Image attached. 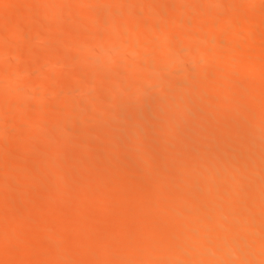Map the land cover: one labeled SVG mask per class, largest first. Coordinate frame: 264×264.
<instances>
[{
  "label": "bare ground",
  "instance_id": "bare-ground-1",
  "mask_svg": "<svg viewBox=\"0 0 264 264\" xmlns=\"http://www.w3.org/2000/svg\"><path fill=\"white\" fill-rule=\"evenodd\" d=\"M14 1L15 0H13V2ZM25 1L23 0V2L27 4V1ZM40 1L39 3L41 4V9L43 10V12L45 11V14H42V11L40 10L39 11L41 14L37 12V8L39 9L38 5H40L39 3L35 6H38L37 8L30 5V7H34V10L29 9L28 5L26 7L23 6L25 7V10H22L21 5L16 9L17 11L14 10L16 13L19 12L18 14H15V12L11 10L8 14H14H10V17L5 15L6 19L3 16L5 20L2 18V15H4L5 13L0 10L1 13H3H0V46L2 45L3 47L5 45L4 43L7 42V40H14L15 43L20 42V45L21 42L22 44H27L26 38L28 39L29 36L30 38L34 36L35 38H37L35 40H40L38 43H44V41L47 39L52 38L56 40L57 38H59V35L62 36L61 33L63 32L64 39L62 40H64L66 44L63 41L62 42L64 43L65 47H68V50L63 47V43H59L60 46L65 48H62L61 51L59 50V53L61 52V55L59 54L58 56L57 54V56L54 55L55 57L52 56V58H49L47 56L49 59L47 61H49L48 63L50 64L49 66V64L47 63L48 67L53 66L57 69L54 68L53 70L52 67L48 68L47 70L50 72L56 71L55 73H57V70H61L58 69V67H66L68 69V72L70 71L68 76L73 75V78L71 77L72 79H63L64 77L62 78L60 76L58 79L59 75L56 76L53 73V77L50 76V78L42 76L40 73H43L46 70L44 66L46 65L45 62L47 58L45 59V61L39 62L41 65H43L42 67L40 66V64L35 63L38 60L36 61L37 58L34 59V54L32 52L39 49V54L40 50H42V46L39 47L38 44L36 45L37 41H34V43L30 38L27 41L28 45H26V48H28L26 50L27 52L25 51L24 53L23 48L20 50L21 52L19 51L21 47L25 46H17L13 48L15 51H10L11 53L8 55L10 56V58L5 54V57L7 56V58H9V63L7 62L6 66H4L5 63L0 66V87L4 86L3 88H0V125L5 123L2 125L4 127V125H6L7 123L8 124L6 127H4L5 132L2 131L4 130V128L0 126V128H3L1 130L2 136L4 135V133H6L7 135H16L18 139V137L21 135L18 136L17 134L23 133L22 130L19 133L20 129L22 128V126L20 125H22L23 122L21 121L22 124H19L21 123L19 122L20 119L18 121L16 120V115L19 114V110H22V113L21 111L20 113L25 116L29 114H35L34 116H36L37 118L35 122L25 125V132L34 130L36 132L38 131V129L39 131L43 130L45 132V130L47 129L46 132H48V130H51L50 134L52 135L51 138H49V140H47L45 143L43 141H45L46 137H50V135H48L49 133L47 134V136H45L44 140L42 138L43 146L38 158L35 157L36 162L34 160L31 171L32 173H25L27 175L19 174L21 175L19 179H17L19 177L17 175L15 179H17V181H19L20 183L15 182L16 180L11 178H6V181L4 179H0V248H2L1 244L3 245V243L6 242L9 243V241L10 243H12L15 241V238L18 237V235L14 237L15 234L12 231L13 227L19 228L20 230L18 232H21L20 234H24L25 236L26 232H22L25 230L27 231L29 229L27 225L30 224L27 222L25 223V221L20 218L24 221L23 223L22 221L20 222L26 225V227L20 226L15 222L12 223L13 220H10L11 225L13 226L12 228H10L11 226L8 224L9 222L7 221V219V222L4 220V218H7L10 212L6 214V217H4L5 213H7V211L9 210H12L11 207L14 205L22 207L20 208L22 209V213L23 209H25L26 213H31L32 211L36 210L35 207L33 208L34 205H32V203H29L28 200V198H31V196H37V198L39 196V194L37 195L35 193V188L37 187H35L36 185H34L33 187V180L38 176L43 178L45 175L48 176L51 170L54 173L58 172L61 176L57 174V176H54L53 174L52 176L51 174H49V176L51 177H56L55 179L52 178L53 180H51L50 184L48 183L50 185L49 187L47 186L49 190H47V188L44 189L45 193L50 192V194L48 196L47 193V198L44 200L42 196H44L45 193L44 195L41 194L42 200H40V202H37L38 204H40L39 207L41 208V210L42 207L44 209V206H46L47 209L46 212L42 211V215L40 217L38 216L39 218L34 216V225H36L35 221H38L35 218H41L40 223H42V227L40 226V228H43L42 231L39 232L40 228H38L37 230V227L40 224L37 225L36 229L34 230V232L36 233L33 239L28 243L26 242L22 244V249L14 248L18 249L17 251L21 250V255L18 256L17 259H15L14 257V250L13 254L10 252V248H12V246L9 245V251L5 252V254L3 255L0 254V264H82L80 263L83 262L80 258L82 254H79V256L78 251L80 247H83L80 243H84L85 241L92 242L96 245V247L92 245L96 248V252H94V250L90 247L93 251L91 252L92 255H90L89 252L87 253V255L84 254L86 255L84 259H87L88 261L92 259L90 260V262H93V264H134V262H138V264H264V258L262 259L261 257H264V174L262 173L264 172L262 171L264 168L261 169L259 167L262 163V167H264V59L261 58L264 57V48L258 47L256 52H254L257 48L255 46L256 48H253V53L250 49H248L247 53H249V55L246 54V58L250 56V58L248 57L249 59H245V57H243V60L242 58H236L241 60V62L237 60V62L228 61L230 63L226 62L228 64L222 67V70H220L219 72L215 70H212L213 72H210V69L208 68L210 66H208V64L206 65L207 60L205 61L204 58V55H207L205 53L210 54L214 51L217 52V49L224 45L218 44L220 42L217 41L212 42L213 36L215 38V35L218 32L220 33V30L222 29L227 30V28L231 29V26H234V29L232 30H235L236 34H239L238 36H235V34L231 35L233 36L232 38L228 37L229 39L227 38V41H224V43L226 42L225 48L227 47L229 51L231 50L232 52H236V54L237 51L239 52L243 50L244 44L250 42L251 40H255L253 41V43L256 42V40H258L256 39L257 36H259V38L262 37L263 35L260 36L259 34H264V6L260 5L259 2L264 4L262 2L264 0H167L169 2H165V0H110L111 2L109 0H73L71 1L70 5L72 6V9L77 10L78 12L75 11L77 14H79L80 12L81 15L86 14L88 15L87 17L90 18H86L88 21H83V25L81 24L82 26L79 25V28L81 26L80 30H76L77 28L72 30V28H75L76 26L73 27L69 25L65 28H63L64 26H57L56 30L50 28L51 26L49 27V25H51L49 23L52 22L51 19L53 17H55L54 19L63 18L61 16L68 13V11H70L71 14V10H69L71 8L68 5L69 0ZM2 2L0 0V3ZM105 2H107V4L110 3V6L106 5ZM161 2H165L164 5H161L163 4ZM17 3H19L18 0ZM24 3L22 4L26 5ZM105 5L112 8L106 7L105 9ZM137 5L139 6V8H137ZM54 6H56V8H59L60 10H55ZM64 6L66 8H69L65 9ZM135 6L137 10L135 9ZM163 6H165V8ZM89 7H91L90 9L95 10V12L92 13V10H89L87 12V10L85 9H88ZM83 9L85 10L84 14L82 13L84 12ZM63 10L67 12L64 13ZM55 11L56 14H53ZM90 11L92 14H95H90ZM96 11H100L99 13L97 12L98 14L102 13V20L99 16L97 18L99 20L95 21V19H93L96 18L93 17L96 16ZM157 11L160 13H158ZM75 12L74 17H76L75 15H77L75 14ZM154 12L158 13L159 15L155 14ZM44 15H46V18H44L45 20L42 19V17H45ZM71 15L73 16V13ZM8 17L11 18L10 20L13 19L14 22L16 21L15 23L17 24L16 25L14 23V29L12 30H10L12 26H9L8 22H10V20L8 19ZM77 17L79 16L77 15ZM38 18L47 23V26L46 24H44V28L42 27V30L40 31L37 28V30H35L32 24L35 19L38 20ZM116 18L121 19L123 23L119 22ZM144 18H148V20H146L147 23H149L148 25L145 22L144 26L142 24L143 22L139 21ZM229 18H231L230 21L232 22L228 20ZM149 19H152V21L150 22ZM116 20L117 22H115ZM227 21H229V23L233 25L230 26ZM99 26L100 28H97ZM70 27L72 28L70 29ZM93 28H97L94 29V31L96 30L97 32L95 31L96 33H92L91 35L87 34L91 33L88 32V30L90 29H92V32H94ZM182 28H184L185 31ZM32 29L38 32L35 33L34 31V33H32L33 35H25L26 38L23 39L22 36L24 35V33L26 31L27 32L25 34H27L28 32L30 33ZM242 29H245L246 33H244ZM67 33L69 35L71 34L72 36V41L70 40L71 43L69 42V40L68 42L70 43V47H72L73 49L76 48L75 46H77L79 42H84L86 43V45L88 43L90 47H81L83 48L82 50L81 48L79 49V47H77V52L80 50L81 53L78 52L79 55H74V53L73 55L75 57H73L69 51V46L65 39L68 37ZM34 34L37 35V37ZM66 35L67 37H65ZM122 37H125V41L123 40L124 43H119L121 44L119 45L118 42H120V38L121 40L123 39ZM21 38L25 40V42L19 41L22 40ZM69 38L71 37L69 36ZM263 39L264 38H261L260 40L262 41ZM195 40L196 42H194ZM29 42H33V44ZM173 42H175L174 46L170 48V46L173 45L171 44ZM193 42L195 44L197 43L196 45H194V48ZM258 42L260 41L258 40ZM258 42H256L255 44H258ZM55 43L57 44V42ZM55 43H52L54 44V47L53 45H51L52 49H55L59 46L58 44V46H56ZM84 43L83 46H86ZM34 44L38 46V48L34 46ZM215 44L217 45V47H215ZM261 44L258 45L263 46L264 43ZM156 45H159V47L153 48L156 47ZM160 45L162 50L160 48ZM218 46L220 47L218 48ZM158 48L161 52L156 55V53L153 51V54L151 55L152 52L150 53V51L154 49L157 50ZM52 49H50V51ZM54 49L53 52H51L53 54L58 53L55 52ZM73 49L70 48V50L75 51V49ZM163 49L164 51H166L162 53ZM118 50H120L119 52L123 51V53L125 54L122 55V58H124L125 61L122 58H119ZM211 50H213V52ZM194 51L195 53L194 55H192V52ZM30 52L33 54L32 56H29ZM101 52H103L102 56H100L101 59L96 58V55L101 54ZM228 54L231 53L228 52ZM155 55L158 56L159 60H156V58H154V61L163 63L164 66L163 64L161 66L160 63L158 65L157 62H154L153 60V62H151L147 59L151 56V60ZM72 57L76 61H79L81 59L84 64H82L81 61H79L80 63H77L78 65L73 64L74 62H70L73 61L71 60L73 59ZM77 57L80 59L77 60ZM116 57L122 59L121 62L124 61L123 64H126V66L124 65V69H126V71L123 72V69H118V66L116 65L118 63L120 64V61L118 59L117 61ZM234 57H236V55ZM190 59L193 61L192 66H194L193 68L191 67V72L193 70L196 71L192 72L194 74H192L191 72L181 71L183 70L181 69L183 67H185L186 70L189 68L186 67L185 62L188 63ZM10 62L11 64H16V68H11L12 65L10 64ZM137 64L139 65L138 67ZM120 71H122L121 74ZM22 72L32 73L33 75H35V73H38V77L37 74L34 76L37 77L36 81L33 80L34 83H32L33 88L31 89L34 90L29 91V93L26 91L21 92L24 88L21 85V82L17 81L14 83V79H11V75H13V77L15 78V76L17 77V75ZM197 72L201 79H206L207 77H209L207 79L209 81L212 80L213 84H211H215V86H218V88L215 87L217 88V90L213 91L214 88L212 90L211 86L210 88L205 87L201 90H197V88L193 87V82L195 81V73ZM179 75L180 78L176 79L175 76L179 77ZM45 76L47 75L45 74ZM7 78L12 80L10 81V84ZM101 79H117L120 82V86H118L117 88L114 87V89L113 86H111L112 89L109 87L111 89L109 90L106 87L98 85L99 82L97 81H100ZM133 79H139L138 82L140 81V85L137 84L135 86L136 88H131V90H129L130 88L128 87V90L126 91V89L122 87L123 84L121 86V83L124 82L125 84H128V81H131ZM57 80L58 82L62 81V84L58 83L60 88L62 89L58 88L59 91L55 92L57 95H55V93L54 95L56 96V98L58 96L60 103H58L59 105L55 103L47 104L46 101H48V98L46 96H48V91L46 93V90L52 89L54 88V86L57 89V86L54 82ZM165 81H169V85L168 83L165 84ZM130 83H133V81H131ZM240 83H245V85L247 84L250 87L248 86L246 88L247 91L245 89L244 91H241L238 89L240 87H237V85H240ZM22 84H24V81ZM5 85H7V87ZM62 85L63 87H61ZM68 86L69 88L66 89L67 91L63 89L64 87L66 88ZM124 86L126 87V85ZM175 86H178V88L176 89ZM102 88L106 90L108 89L109 91L107 93L105 90V96L103 94L104 90ZM154 90H161V92L158 91L159 93L157 94L160 96H158V100L156 102H153L149 105V115H147V113L145 114L143 110L146 107L145 105L147 103L149 92L152 93L154 92ZM234 90L238 91L234 92ZM98 91H103L101 92V94H103L104 97H107L105 100L104 97L100 99L101 101L104 100V103L107 100L108 103L106 102V105H109L104 106V108L106 107V110L99 104V97V101L97 100V98H92L94 92L95 95H97V93H100ZM128 91H132V99L128 97V94H130V92ZM32 92H38L40 97H44L39 98V95H34V93L31 94L32 96L29 95ZM126 92L128 94H126ZM77 94H85L86 98L83 97L84 99H80V101H78L75 98ZM27 95H29V97ZM33 95L36 98L38 97L37 103H32L34 102L31 101L33 99ZM125 95H128L127 98ZM257 96L258 98H256ZM25 97H28L27 100ZM45 98L47 100L44 101ZM77 98L79 99L78 96ZM91 98L92 101L94 99V101L97 103L95 105L93 104L94 106L91 104V100H88ZM123 98L124 100L130 99V101L128 100V102H123V100H121ZM28 99H30V101ZM254 99H256V102L258 101L259 103L252 106V102L255 103ZM204 100H207L206 103L204 102ZM144 101L145 107L141 110L142 112L139 111L137 112L138 114H136L135 112L136 115L134 114V116H132L133 112H131L132 117H127V114L130 115V113L124 114L126 112H130V110L132 111L135 104H143L142 102ZM209 101H211V103H209ZM234 101L237 102L234 105L236 107L240 106V108L242 107V105H244L245 107L251 103V109L248 107H245V110L236 108L238 111H235V107H232L234 108L233 112L236 114H231L232 111H230L231 115H229L228 110L230 109L228 107L230 105L234 106L232 104ZM70 102H73V104ZM89 102H91L90 105ZM203 102L207 105L206 108H204L205 104L203 105ZM68 103L72 105H69ZM207 103H209V105ZM218 103L222 104L223 106L225 105L226 107H220L221 105ZM101 104H103V101L101 102ZM91 105L93 106V108L96 106L95 108L98 109L99 107L98 110L105 111L108 114L110 112V114H107V116H105V112H103L102 115L104 117H102L101 119V114L95 115L94 113V115L92 116L93 119H91V121L87 122L85 125H83L82 122L80 123L77 121V124H80H78V126L76 124L74 125L72 120L79 114V116H81V113L85 114V111L90 112L92 110ZM202 105L203 108L201 107ZM109 108L112 111H110ZM118 108L121 109V113L119 112L120 110L117 111ZM239 110L240 113L237 114ZM14 111H16L18 114L16 112L14 114ZM94 111L95 110H92V114ZM116 112L120 113V115H118ZM11 114L15 115V119L13 118L14 115L12 116ZM21 114L20 116H22ZM9 115L11 116V119L7 120V117ZM50 115L53 116L52 118L50 117L51 119L49 118ZM221 116L226 117L228 120L231 117V121L233 123V119H235V122L237 123L240 120L245 119V117H248L247 122L250 118L251 123L248 122V125L246 122L247 125H244L246 119L244 120V123L241 122L242 124L235 123L236 125L234 126L233 135L229 136L230 134H228L229 137L224 138L222 134L220 135V131H218V120L220 121ZM95 117H97L96 121ZM98 118L101 120H98ZM191 119H194V123L190 124L189 121H191ZM120 121H125L127 125L125 124L124 128H120L125 123L124 122L121 124L119 123ZM133 121L135 123H133ZM106 123H108V125L109 123L111 125H117L116 129L109 131V129L105 126ZM233 123L230 126L231 129L228 128L227 123L225 124V127L232 130V126L234 125ZM228 124H230V122ZM79 125H81V127ZM151 125H155L153 129L154 131L152 130V132L149 130ZM105 127L108 129V131H106ZM117 127L119 128V130H117ZM22 129L24 130V128ZM16 131H18V133L15 134ZM227 132L228 131H226V133ZM98 133L103 134L104 136L102 138L100 137L102 139H100V145L104 144V146H102L103 148L105 147L104 150H106V154H104V157L99 156L100 158L98 157L99 159H97V161L99 164H102L105 160V162H107L108 160V163H110L111 165H107L108 167H105V163L103 167L102 165H100L99 167L108 168L107 170L108 172H110L109 169L114 171L115 167L118 164L120 166L123 165L122 167H126L127 165L130 166L131 163L132 172H127L129 174L126 173L127 175L125 174V176L130 179H132L133 176L134 178H136L135 180H132V183L133 181L135 183L134 187H131L132 189L134 188L133 190L128 189L129 187L127 188V185L125 184L124 186L126 187V189L124 190L109 189L112 187L111 185L113 184V182L110 183L111 187L107 186L109 185L108 182L115 180L113 178H116L118 174H116V177H114L113 174L115 173V171L114 173L113 171H111L112 174H110V177L109 173H107V171L105 172L106 169H103L104 173L99 172L100 170L98 171L96 169L98 171L97 172L94 170L95 164L93 165L94 167L91 166V161L89 162V159L86 157L88 153H84V151H88L91 145L87 146L88 148L84 147L86 145L85 143H81V141H86L81 140V138L83 139V136L89 137V135L91 136V134L98 135ZM176 133H181V135H183L184 133L183 136L186 138L188 135V137L186 139L183 138V141L182 138L181 140H179L180 138L176 139L177 142L175 143L171 139L173 138L174 140V136ZM226 133L224 134L227 136ZM241 133L244 135V139L243 137L241 138L243 139L242 141H240V139L238 138L240 137ZM75 134H79V136L81 135V137H77ZM185 134L187 135L185 136ZM235 134H240L239 136L236 135L238 139L235 138ZM26 135L27 134L25 133L23 134V136ZM5 136V139L1 138L0 136V155L1 153H5L6 155L9 152H12V156L9 155L11 156V158L9 159L7 157L8 160H5L6 158L1 160L2 156H0V173L5 172L6 174H18L17 171L22 168L23 159L26 156H29L28 154L33 153V151L30 152L32 150L31 147L33 143L30 142L32 144L30 147L28 140H26V137L21 140H15V142H11L7 140L9 138H6ZM202 136H207L208 140L203 139V141H207V143L210 144L211 148L213 146L214 148L216 147V150L214 151V148L209 149L208 146H204L205 148L207 147L206 149H208L209 151L201 152L202 154L200 153L201 155L198 158L200 164V166L198 165V167H201L200 169H197L196 167L194 168L195 171L194 169L191 170L189 165L192 163H189L190 160L188 162L189 164H184L180 169H178V162H175L174 158L171 157H174V155L177 156L179 152L182 153L184 150V153L188 155L190 150L189 148L192 149L193 153L195 152L194 154L189 153L194 157L197 153V148H199V151H201V149H203L202 144L205 145V142L202 143L201 141V139L203 138ZM74 137H77L76 139L80 141L73 142L74 140L71 139H75ZM234 138L240 141L237 142L239 143L237 144V146H240H238L239 149H235V146L232 145L234 147H232L234 149L233 152L231 151L233 149L230 147V144H234V142L236 141ZM34 139L32 136L31 140L35 142ZM146 142L157 145L159 144L161 152L159 153V151H157L159 155L161 154V158L159 160H156L157 157L155 158L156 163L157 161H160L158 162L160 164L156 165L159 166V169L161 171L158 173H160L161 175L162 172L164 173V175L165 173L166 175L168 174L167 176L160 175L164 178L168 177L167 179L158 182L155 181V179H157L155 178L154 181L158 183H154L152 180L156 175L154 177L152 176L155 172H153V175L151 176L147 172L146 174L151 177V181L153 182L150 187L142 185L147 179L146 175L144 176L143 172L149 170L151 174L155 167V165L151 161L155 156L153 155V158L149 157L151 152L148 150L152 149H145L147 145ZM222 142H225L226 144L229 143V150L231 151V153H229L231 154L230 156L229 154H227L228 151H225V153H223L225 146L221 145L223 144ZM145 143L146 145H144ZM82 144L84 145L82 146ZM86 144L89 145L90 143L88 144L86 142ZM227 146L228 145H226V147ZM153 147L155 148L156 146ZM193 149L197 150L194 151ZM154 150L155 149H153V151ZM186 150L188 152H186ZM210 150H212V152L214 151V153H212ZM157 151L154 152L157 153ZM199 151L198 154H196V158L199 155ZM236 151L238 152L236 153ZM132 152L139 153L140 156L137 157L138 159L142 155L149 153L147 154L150 158L149 165H147L146 167L144 166L147 159L145 161L143 160L146 156L141 157L142 162H144L143 165L139 163V161L135 160L136 157L134 158L135 162H132L134 161L130 159L133 156ZM127 153H130V155L132 156L129 158L130 155L128 156ZM68 154L69 157L71 156L70 160L74 163L76 162V164L78 165H74V163L72 164L70 160H68ZM226 154L229 158L224 157L226 156ZM125 155L127 157H125ZM180 155H178V159ZM134 156L136 155L134 154ZM184 157L186 158V156ZM85 158L88 161H86ZM126 158H128L130 162L127 161ZM141 158L139 160H141ZM170 158L174 161L173 167L175 168L174 165L177 164L176 168L178 170L172 167ZM182 158L183 156H181V159ZM67 161L68 163L70 162L73 165V169H63L62 166H64ZM148 161L149 160H147L146 162ZM186 161L188 160L186 159ZM254 161L257 163V165H255ZM182 162L179 163V166L180 164H182ZM125 163L127 164L124 165ZM193 163L197 164V162ZM222 164H224L225 167H223ZM79 165L82 166H80L79 168ZM75 166L77 167V169H75ZM129 166L127 168H129ZM127 168L124 171H127ZM157 168H155L156 171L158 170ZM117 169L118 168L116 167V170ZM259 169L261 170L260 175ZM124 171L121 172L123 173V176ZM173 172H177L178 178H173L171 176ZM195 172L198 174H196ZM247 172H249V174L251 175L247 174ZM257 172L259 173L257 174ZM116 173H118V171H116ZM246 175L248 177H246ZM74 177H78L79 179L83 180L81 181L76 178L78 182L81 181L79 182V184L75 182L76 185L80 186H75L71 183L73 182L72 180ZM161 177L159 178V180L161 179ZM111 178L112 180H110ZM119 178L120 177H117V179ZM190 178H197L198 182L195 183L197 181L196 179V181L193 180L194 182L190 181ZM7 179L13 180L14 183L8 182ZM218 181L225 182L219 184V186H216V182ZM114 182H116V180ZM226 182L229 183V185H226ZM12 183L15 184V186L20 184L21 190L18 191V187H16L17 189L15 190L17 191L13 192V190H11L10 188V184ZM121 183L122 182H120V184ZM121 185L123 186V184ZM15 186L12 185V189H14L13 187ZM142 187H146V192H143L144 188ZM73 190L78 193V196L75 193L71 192ZM140 190H142V192ZM187 190H189V193L191 192L190 195H188L187 193L186 194L188 196L181 195ZM100 191H104L103 193L105 194L103 195L104 197H101L103 198L102 200L98 201L97 199V201L95 200L93 203L91 202V200L88 201L87 198H89L91 194L93 196V193L94 195H96ZM163 191L164 195L162 196H164V198H162L161 196V192ZM165 191H167V194L168 191L172 193V195L168 199L165 197ZM241 191L250 192L251 196L249 195V197L251 198L249 200L246 199L247 201L244 200L245 202L242 200L240 201V199L242 198L238 200L237 198L238 196H240L238 194ZM37 192H41V190L37 189ZM170 192L169 194H171ZM244 193H246L248 197V193ZM74 194L77 196V199L75 197L76 200H73L74 204L77 205V211L75 209H71V211L69 209H66V206H64L66 202L72 200V196L74 197ZM235 195L236 198L234 197ZM141 196L143 197L141 198ZM130 197L131 199H133V202L131 204H128L126 203V201L130 199ZM93 198L94 197H92L91 199ZM86 201L92 203L93 205L90 206V203L89 205H87L88 202L86 203ZM68 204L71 205L73 204V202H71V204L68 202ZM164 204L168 205V207H171L170 210L169 208H167L166 211L164 210V212H162V208L164 209V207H162L161 209L159 208L160 210L158 211V207ZM218 204L220 205L218 206ZM76 205H74V207H76ZM88 206L90 207L86 209ZM69 207L73 208V206ZM172 207L174 208V210ZM175 209L176 213H174ZM73 211H76L73 213V215L74 220L77 222L79 221L78 224L81 222V224L83 223L84 229L93 230L97 227L96 222H99L98 216L107 214L108 216L106 217H110L111 219H101L105 221V223L103 224L107 226L108 234H106V236L98 237L99 235L94 236V232L90 231L92 232L91 234L93 236L89 235V240H82L84 238V232L82 235L83 237H80L79 235L74 233L73 237H69V235H63L62 237H65L64 239H66V237L69 239L72 238V242L70 241L71 245L68 244L69 247H62L60 240H62L63 238H58L60 239L59 241L56 238L57 235L58 237L61 236V234L59 236V233L64 231L65 227L70 222L68 221L67 223V221H62L63 224H58V219L60 217H65L71 220L73 217ZM34 213L35 212H33V214ZM37 215H40V213L38 212ZM26 216L30 215L26 214ZM138 217L144 219L143 223H139L140 218L138 219L139 225L134 223V220ZM12 218L18 220L17 217ZM56 218H58L57 222L55 221ZM30 225H32L33 227L32 222ZM8 226L10 229H12L10 232H12L11 234H14V236L8 233ZM102 226L103 225H101V227ZM70 227L73 226L70 224ZM103 227L101 228L102 230H104ZM75 228L77 227L75 226ZM97 229H99V234L100 228L98 227ZM68 230H70V232H68L70 234L72 232L71 228H68ZM77 230H79V228ZM88 231L89 230H86L85 232ZM30 232H32V230H30ZM57 232L59 233L56 234ZM29 234L28 232L26 233V235L28 236ZM101 234L102 232L100 233V235ZM104 234L105 233H103V235ZM31 236L32 235H30V238ZM18 238L21 239H19L21 241V244L24 241V238H21V236H19ZM13 239L14 241H12ZM64 239L62 242L65 241ZM14 243L17 244V242ZM67 243L68 242H66V245ZM4 247L5 246H3V248ZM3 250L5 251V249ZM81 250L80 252L83 253L84 251ZM40 251H47L46 253L47 255L49 253L50 258L43 257L45 256L43 255L45 254V252H43V254H41V256L37 258L38 260L34 261L33 257L36 255L39 256V254L41 253ZM194 253H198L196 255L197 257H194ZM191 254H193L194 258H191ZM253 254L254 256L255 254L261 255L260 257L262 261H260L259 256V258L256 257L257 255L254 257ZM88 255H90V259H88ZM41 257L42 259L39 260ZM30 258H32V260ZM88 263L89 262H87V264Z\"/></svg>",
  "mask_w": 264,
  "mask_h": 264
},
{
  "label": "rangeland",
  "instance_id": "rangeland-1",
  "mask_svg": "<svg viewBox=\"0 0 264 264\" xmlns=\"http://www.w3.org/2000/svg\"><path fill=\"white\" fill-rule=\"evenodd\" d=\"M8 1H10V2H8ZM11 1H12V2H11ZM18 1H19V3H17V0H15L14 2H13V0H3V2H2V0H1L2 3H0V10H1L3 13H5L4 15H2V18H3V16H4V18H5L6 16H9V17H10V16H11L10 14H14V13H10V14H8V13H9L11 10H12V11L16 10V9L19 8L21 5H22V10H23L27 5H28L29 9H33V10H34V7H35L36 5H38V3H39L40 0H26V1H27V4L24 3L23 0H22V1H21V0H18ZM20 1H21L22 3H24V4H26V5H23ZM24 1H25V0H24ZM26 1H25V2H26ZM41 1H42V0H41ZM41 1H40V2H41ZM71 1H73V0H69V1H68V3H69L68 5H69V6L71 5ZM106 1H107V0H106ZM109 1H110V0H109ZM109 1H108V2H109ZM111 1H112V0H111ZM111 1H110V2H111ZM161 1H162V0H161ZM170 1H172V0H170ZM174 1H175V0H174ZM189 1H192V0H189ZM165 2H169V1L165 0ZM165 2H164V3H165ZM258 2H259V1H258ZM262 2L264 3V1H262ZM161 3H163V2H161ZM161 3H160V4H161ZM164 3L161 4V5H164ZM19 4H20V5H19ZM39 4H40V3H39ZM105 4L110 6V3L107 4V2H105ZM259 4L264 6V4H262V3H260V2H259ZM30 5H32V6H34V7H33V8L30 7ZM65 5H66V4H65ZM68 5H67V6H68ZM106 5H105V7H104L105 9H106V7H107ZM23 6H25V7H23ZM38 6H39V9L37 8ZM38 6L35 7V8H37V10H38V11H37V10H36V11L39 12V13H40V11H42L41 13L43 14L45 11L43 12V10L41 9V4L38 5ZM85 6H86V5H85ZM109 6H108L107 8H112V7H109ZM111 6H112V3H111ZM137 6H138V5H137ZM54 7H55V10H57V11L60 10L59 8H56V6H54ZM64 7H65V6H64ZM64 7H63V8H64ZM83 7H84V6H83ZM83 7H82V8H83ZM163 7L165 8V6H163ZM68 8H69V7H68ZM68 8L65 7V9H68ZM70 8H71V9H69V10H71V14L73 13V16L70 14V11H68V13H66L67 15L64 14V15L61 16V17H63V18L54 19L55 17H53V18L51 19L52 22L50 21L51 23H49V22L47 21L49 24H51V25H49V27L51 26L50 28L56 30V27H57V26H60V27H61V26H64L63 28H65V27H68V25H69V26H73V27L76 26L75 28L70 27V29L72 28V30H74V29H76V28H77L76 30H78V29L80 30V29H81V26L83 25V24H82L83 21H86V20H87L86 18L90 19L89 17H87L88 15L84 14V13H85V10H87V12H88L89 10H92V9H90L91 7H89L88 9L86 8L85 10L83 9L84 12H82V13H83L84 15H81L80 12H79V14H80V15H79V14H77V13L75 12V11H77V10L72 9V6H70ZM84 8H85V7H84ZM137 8H139V6H138ZM137 8H136V6H135V9H136V10H137ZM164 8H163V9H164ZM135 9H134V10H135ZM163 9H162V10H163ZM24 10H25V9H24ZM39 10H40V11H39ZM72 10H74V11H72ZM162 10H161V11H162ZM165 10H167V9H165ZM165 10H164V12H165ZM1 11H0V13H1ZM16 11H17V10H16ZM36 11H35V12H36ZM52 11H53V10H52ZM61 11H62V9H61ZM63 11H64V10H63ZM79 11H81V10H79ZM153 11H154V9H153ZM155 11H156V9H155ZM14 12H15V11H14ZM20 12H21V11H20ZM65 12H67V11H64V13H65ZM74 12H75V14H77L79 17H77V15H75L76 17H74ZM77 12H78V11H77ZM93 12H95V10H92V13H93ZM97 12L99 13L100 11H96V16H93V17H96V18H93V19H95V21H96V20H99V19H97L98 16H99V17L101 18V20H102V17H103V16H102V13H101V14H98ZM101 12H102V11H101ZM136 12H137V11H136ZM157 12H158V11H157ZM167 12H168V11H167ZM3 13H1V14H3ZM18 13H19V12H18ZM18 13L15 12V14H18ZM41 13H40V14H41ZM51 13H53V12H51ZM89 13L92 14L91 11H90ZM154 13H155V12H154ZM158 13H160V12H158ZM158 13H155V14H158ZM44 14H45V13H44ZM53 14H56V11H55ZM87 14H88V13H87ZM94 14H95V13H94ZM94 14H92V15H94ZM103 14H104V13H103ZM5 15H6V16H5ZM65 15H66V16H65ZM158 15H159V14H158ZM158 15H156V16H158ZM42 16H43V15H42ZM42 16H41V17H42ZM44 16H45V17H42L43 20H45L44 18H46V15H44ZM64 16H65V17H64ZM90 16H91V15H90ZM9 17H8V19L10 20L11 18H9ZM58 17H60V16H58ZM230 17H231V16H230ZM4 18H3V19H4ZM0 19H1V16H0ZM5 19H6V18H5ZM5 19H4V20H5ZM42 19H40V18H38V20L35 19V21L32 23L33 26H34L33 28H34L35 30H37V29H38L39 31L42 30L41 28H42V27L44 28V24H46V26H47V23H46V22H43ZM83 19H84V20H83ZM91 19H92V17H91ZM103 19H104V18H103ZM116 19H118L119 22L123 23L121 19H119V18H116ZM232 19H233V18H232ZM9 20H8V21H9ZM12 20H13V19H12ZM12 20H10V22H8V23H9V26H12V27H13V26L16 24V23H15L16 21L14 22V20H13V21H12ZM46 20H48V19H46ZM101 20H100V21H101ZM114 20H115V19H114ZM146 20H148V18H147V19L144 18V19H141V20H139V21L143 22L142 24L144 25L145 22L147 23ZM228 20L230 21L231 18H229ZM87 21H88V20H87ZM149 21L151 22L152 19H149ZM229 21H227V22L229 23ZM115 22H117V20H116ZM119 22H118V23H119ZM230 22H232V21H230ZM14 23H15V24H14ZM81 24H82V25H81ZM119 24H120V23H119ZM142 24H141V25H142ZM148 24H149V23H147V25H148ZM229 24H230V23H229ZM16 25H17V24H16ZM79 25H81L80 28H79ZM231 25H233V24H230V26H231ZM46 26H45V27H46ZM77 26H78V27H77ZM144 26H145V25H144ZM12 27H11V28L9 27L10 30L14 29V27H13V28H12ZM36 28H37V29H36ZM58 28H59V27H58ZM58 28H57V29H58ZM97 28H100V26L97 27ZM97 28H93V31H94V29H97ZM59 29H60V28H59ZM59 29H58V30H59ZM182 29H184V28H182ZM232 29H234V26H231V29H228V28H227V30H223V29L220 30V33L218 32V33L215 35V38H214V36H213V38H212L213 41H212V42L217 41V42H220V43H218V44H222V45L224 44V45H223V46L220 45V46L223 47V48H221L220 46H218V48L220 47V48H219L220 50L217 49V52L214 51L215 53L213 52V50H211L213 53H210V52H209L210 54L205 53V54H207V55H204V58H205V61H206V60L208 61V63H207V61H206V65L208 64V66H210V67H208V68L210 69V70H209L210 72H211L212 70H215V71L219 72L220 70H222V69H221L222 67H224L225 65H227L228 63H230V62H228V61H233V62L240 61V62H241V60L236 59V58H240V59L242 58V60H243V57H245V59H249L250 56H248L249 58H248V57L246 58V54L249 55V53H247V52H248V51H247L248 49H250V50L252 51V53H253V50H254L253 48H254L255 46H256L257 48L255 47L256 49H255L254 52H256V50L258 49V47L264 48V47H263L264 44H263V46H261V45H262L261 43H264V39H263L262 41L260 40L261 38H264V37H263L264 34H259L260 36L263 35V36L260 37V38H259V36H257V38H256V39H258V40L260 41V42H258V40H256V42H258V44H261L260 46H259L258 44H255L256 42L253 43V41H255V40H251L252 43H251V41H250V42L244 44V47L246 48V50H245V48L243 47V50H244V51H243V50H242V51H239V52L237 51V54H236V52H232L231 50L229 51V49H227V47L225 48V46H226V42L224 43V41H225L228 37H229V38H232L233 36H231V35H234V34H235V36H236V35H237V36L239 35V34H236V33H235V30H232ZM10 30H9V31H10ZM35 30L32 29V31H31L30 33L28 32L27 34H25V33L27 32V31H26V32L24 33V35L22 36L23 39H25L26 36H27L28 34L33 35L32 33H34ZM61 31H62V29H61ZM95 31H96V30H95ZM95 31L92 32V29H90V30H88V32H91V33H87V34H90V35H91L92 33L95 34V33L97 32V31H96V32H95ZM184 31H185V29H184ZM242 31H243L244 33H246L245 29H242ZM36 32H38V31H35V33H36ZM258 32H259V31H258ZM258 32H257V33H258ZM37 34H38V33H37ZM61 34H62V36L59 35V38H61V39L57 38L56 40H54V39L51 38V39H47V40H45L44 43H42V42L38 43L40 40H35V39H37V38H35V37L33 36V37H34V39H33V37L30 38V36H29V38L32 39L33 42H34V41H37V42H36V45L38 44L39 47L42 46V47H41L42 50H40L39 54H38V50H39V49L34 50L33 52L31 51V52L34 54V56H33L34 59L37 58L36 61L38 60V61L35 62V63L40 64L39 62H41V61H45V59L47 58V59H46V62H45L46 65H47V63L49 62V61H47V60H49L48 57H49V58H52V56L55 57V56H57V54H58V56H59V54L61 55V52L59 53V50L61 51V49H62L63 47H65V46H64V43H65V42H64V40H62V39H64V36H63L64 34H63V32H62ZM65 34H66V33H65ZM25 35H26V36H25ZM34 35H35V34H34ZM67 35H68V37H67ZM67 35L65 36V37H67V38H65V39H66V42H67V44H68V46H69V51H70V53L72 54L73 57H75L74 55H76V54L79 55V53H81L80 50L78 51L79 53L77 52V50H78L77 47H79V49H80L81 47L86 48V47L89 46L88 43H87V45H86V43L83 42V43L86 45V46H83V43L79 42L80 45L78 44L77 46H75L76 48H74L76 52H75V51H72V50H70V48L73 49L72 47H70V43H71L70 40L72 41V36H71V34L69 35L68 33H67ZM35 36L37 37V35H35ZM38 36H39V35H38ZM69 36H70L71 38H69ZM62 37H63V38H62ZM29 38H28V39H29ZM68 38H69V39H68ZM122 38H123V37H122ZM229 38H228V39H229ZM21 39H22V38H21ZM23 39H22V40H19V41H23V42H25V40H23ZM28 39L26 38V43H27V44H25V43L22 44V42H21V45H20V42H19V43H18V42L15 43L14 40H7V42L4 43L5 45L3 44V45H4L3 47H2V45H1V46H0V63H1L0 66H1L2 64H4V63H5L4 66H6V63L9 61L8 59L10 58V56H8V55H9L11 52L15 51L13 48H15V47H17V46H25V47H21V48L19 49V51H20V50L23 48V49H24L23 52L25 53V51L28 49V48H26V47H27L26 45H28V42H27ZM68 40H69L70 43L68 42ZM123 40L125 41V37H124L122 40H121V38H120V40H119L120 42H118V44H119V43H124ZM15 41H16V40H15ZM29 41H30V40H29ZM62 41H63L64 43H63ZM121 41H123V42H121ZM226 41H227V40H226ZM33 42H29V43H32V44H33ZM45 42H46L47 44H46ZM55 42H57V44H58L59 46H58ZM194 42H196V40H195ZM194 42H193V43H194ZM17 43H18V44H17ZM34 43H35V42H34ZM52 43H55V45L58 46V47L55 48V49L53 48V49L55 50V52H58V53H56V54H55V53H54V54L52 53V52H53V49H52L51 45H53V47H54V44H52ZM59 43H60V44L63 43V44H62L63 47L60 46ZM174 43H175V42L171 43V44H173V45L170 46V48L174 46ZM24 44H25V45H24ZM40 44H42V45H40ZM65 44H66V43H65ZM171 44H169V45H171ZM196 44H197V43H196ZM196 44H195V43L193 44V48H194V45H196ZM36 45L34 44V46H36ZM119 45H121V44H119ZM38 46H36V47L38 48ZM112 46H114V45H112ZM50 47H51V48H50ZM59 47H60V48H59ZM89 47H90V46H89ZM157 47H159V45H156V47H153V48H157ZM168 47H169V46H168ZM215 47H217L216 44H215ZM18 48H19V47H18ZM18 48H17V50H18ZM25 48H26V49H25ZM41 48H40V49H41ZM58 48H59V49H58ZM65 48L68 50V47H65ZM65 48H63V49H65ZM160 48H161V45H160ZM251 48H252V49H251ZM11 49H12V50H11ZM50 49H52V50H51L52 52L50 51ZM74 49H73V50H74ZM82 49H83V48H81V50H82ZM87 49H88V48H87ZM89 49H90V48H89ZM168 49H169V48H168ZM17 50H16V51H17ZM48 50H49V51H48ZM161 50H162V48H161ZM218 50H219V51H218ZM10 51H11V52H10ZM36 51H37V53H36ZM71 51H72V52H71ZM119 51H120V50H118V56H119V58H122V57H123L122 55H123L124 53H123L122 50H121L122 52H119ZM153 51L156 53V55L159 54V53L161 52V51L159 50V48H158L157 50L154 49V50H151V51H150V53L152 52L151 55L153 54ZM165 51H166V50H165ZM165 51H164V49H163L162 53L165 52ZM167 51H168V50H167ZM20 52H21V51H20ZM26 52H27V51H26ZM31 52L29 53V56H32V55H33ZM157 52H158V53H157ZM228 52L231 53V54H228ZM244 52H245V53H244ZM74 53H75V54H74ZM97 53H98V52H97ZM97 53H96V54H97ZM102 53H103V52H101V54H98L99 56L96 55V56H97L96 58H100V59H101L100 56H102ZM194 53H195V51L192 52V55H194ZM234 53H235V54H234ZM5 54H6L9 58H7V56L5 57ZM30 54H31V55H30ZM73 54H74V55H73ZM116 54H117V53H116ZM54 55H55V56H54ZM124 55H125V54H124ZM156 55H155V56L153 57V59H151V60H150L151 56H150V58L148 57L147 59H148L149 61H151V62L154 61V58H156V60H159L158 56H156ZM162 55H163V54H162ZM231 55H233V56H231ZM235 55H236V57H234ZM47 56H48V57H47ZM50 56H51V57H50ZM33 57H32V58H33ZM73 57H72V58H73ZM103 57H104V55H103ZM119 58L116 57V60L118 59V60L120 61V64L118 63V64H119V65H118V64L116 63V64H117L116 66H118V69H119V70H120V69H121V70L123 69V72H124V71H126V69H124V67L126 66V64H123L124 61H125V59L122 58L124 61L121 62L122 59H119ZM145 58H146V57H145ZM192 58H193V57H192ZM192 58H191V59H192ZM261 58L264 59V57H261ZM79 59H80V58L77 57V60H79ZM191 59L189 60L190 63H189V62H188V63L185 62L186 67H187V68L189 67V68L187 69V70H189V71H187L186 68L183 67L184 64H183V66H182L183 68H181V69H183V70H181V71L191 72V70H192L191 67H192V68L194 67V66H192V65H193V61H192ZM234 59H235V61H234ZM71 60H73V61H70V60H69V61L72 62V63L74 62L73 64L80 63L79 61L82 62L81 59H80L79 61H76L74 58L71 59ZM118 60H117V61H118ZM152 60H153V61H152ZM236 60H237V61H236ZM65 61H67V60H65ZM75 61H76V63H75ZM83 61H85V60H83ZM117 61H116V62H117ZM191 61H192V62H191ZM86 62H88V61H86ZM154 62H157V63H158V61H154ZM226 62H228V63H226ZM8 63H9V62H8ZM12 63H13V62H12ZM157 63H156V65H157ZM159 63H160V62H159ZM159 63H158V65H159ZM191 63H192V64H191ZM225 63H226V64H225ZM10 64H11V62H10ZM42 64H44V63H42ZM48 64H49V63H48ZM82 64H84V62H82ZM82 64H81V65H82ZM86 64H88V63H86ZM154 64H155V63H154ZM160 64H161V66H162L163 63H160ZM190 64H191V65H190ZM11 65H12V66H11ZM11 65H8V66H11V68L13 67V69L16 68V64H15V65H14V64H11ZM13 65H14L15 67H14ZM46 65L44 66V67L46 68V70L44 69V70H45V71H44L45 73H44V72H43V73H42V72L40 73V74H41L42 76H44V77H47V78L49 77V78H50V76H52V73H53L54 75H56V76L59 75V76H58V79H59L60 76H61L62 78L64 77L63 79L71 78V77L73 76V75H72V76H68L69 73H70V71L68 72V69H67L66 67H65V68H64V67H60V68L58 67V69H61V70H57V71L59 72V74H58V72L55 73L56 71H53V72L48 71L47 69H48V68H52L53 66H52V67H48V65H47V67H46ZM77 65H78V64H77ZM79 65H80V64H79ZM124 65H125V66H124ZM40 66L42 67L43 65L40 64ZM49 66H50V64H49ZM138 66H139V65L137 64V67H138ZM163 66H164V64H163ZM158 67H160V66H158ZM54 68H55V67H53V70H54ZM62 68H63V69H62ZM116 68H117V67H116ZM184 68H185V69H184ZM208 68H207V69H208ZM55 69H57V68H55ZM118 69H115V70H118ZM138 69H140V68H138ZM51 70H52V69H51ZM117 72H118V71H117ZM192 72H196V71L193 70ZM192 72H191V73H192ZM212 72H213V71H212ZM50 73H51V75H50ZM118 73H119V72H118ZM121 73H122V71H120V74H121ZM36 74H37V77H38V73H35V75H36ZM45 74H46L47 76H45ZM71 74H72V72H71ZM192 74H194V73H192ZM196 74H197L198 76H197ZM35 75H33L32 73H27V72H26V73H23V72H22V73H19V74L17 75V77L15 76V78L13 77V75H11L12 78H11V77H9V78L14 79V80H13L14 83L17 82V81H20V82H21V85L24 87L23 90H22L21 92L26 91V92L29 93V91L34 90V89H31V88H33V87H32V86H33L32 83H34L33 80L36 81V78H37V77H34ZM177 76H178V75H177ZM177 76H175L176 79L180 78V75H179V77H177ZM52 77H53V76H52ZM16 78H17V79H16ZM34 78H35V79H34ZM72 78H73V77H72ZM72 78H71V79H72ZM207 78H209V77H207ZM207 78H206V79H203V78L201 79V78L199 77L198 72L195 73V77H194L195 81L193 80V81H194V82H193V84H194L193 87L197 88V90H201L202 88H205V87H206V88H210V86H211V89H212V90H213V88H214L213 91L217 90L218 86H215V84L212 85L213 83H212V80H211V76H210V80H211V81H209ZM11 79H8V78H7V80H9V84H10V81H12ZM15 79H16V80H15ZM110 80H111V81H110ZM112 80H114L115 82L112 81ZM138 80H139V79H133V80H131V81H133V83H130L131 81H128V84H127V83L125 84V83L123 82V83H121V86H122V84H123L122 87H124V88L126 89V91L128 90V89H127L128 87L130 88L129 90H131V88L134 89V88H136L135 86H136L137 84H139V82H140V81L138 82ZM23 81H24V84H22ZM117 81H118L117 79H109V80H106V79H103V80H102V79H101L100 81H97V82H99V83H98L99 86L101 85L102 87H106V88H108L109 90H111V89H112L111 86H113V89H114V87L117 88L118 86H120V82H119V81L117 82ZM54 82H55V85L57 86V89H58V88H59V89H62V88H60V86H59V84H58V83H61V84H62V81L58 82V80H57V81H54ZM116 82H117V83H116ZM11 83H12V82H11ZM30 83H31V84H30ZM167 83H168V85H169V81H165V84H167ZM211 83H212V84H211ZM53 84H54V83H53ZM21 85H20V87H21ZM96 85H97V84H96ZM115 85H117V86H115ZM124 85H126V87H125ZM139 85H140V84H139ZM205 85H207V86H205ZM5 86L7 87V85H5ZM248 86H249V85H247V84L245 85V83H244V84H241V83H240V85H237V87H240V88H238V89L241 90V91H242V90L244 91V89L247 91L246 88H247ZM255 86H256V85H255ZM3 87H4V86H3ZM3 87L1 86L0 88H3ZM61 87H63V85H62ZM109 87H110L111 89H110ZM138 87H139V86H138ZM138 87H137V89H138ZM175 87H176V89L178 88V86H175ZM215 87H217V88H215ZM249 87H250V86H249ZM54 88L56 89L55 86H54ZM54 88L49 89V90H46V93H47V91H48V93H47L48 96L45 95V96L48 98V101H46L47 104H48V103H49V104H50V103H51V104H52V103H55V104L60 103V102H59L60 100L58 99V96H57V98H56V96H55V95H57L55 92L59 91V89H58V90L56 89V91H55ZM67 88H69V86L66 87V88L64 87L63 89L66 90ZM179 88H180V87H179ZM102 89H103V88H102ZM108 89H107V90H106V89H103V90H104V93H103L104 96L106 95L105 90H106L107 93L109 92ZM248 89H249V88H248ZM3 90H5V89H3ZM27 90H28V91H27ZM69 90H71V89H69ZM69 90H68V92H69ZM97 90H98V89H97ZM99 90H100V88H99ZM135 90H136V89H135ZM178 90H180V89H178ZM0 91H1V89H0ZM53 91H54V92H53ZM66 91H67V90H66ZM132 91H133V90H132ZM132 91H128V92H130V94H128V93L126 92V94L129 95V96H128V95H125L126 98H127V96H128V97H130V99H132V98H131V97L133 96V94L131 95V92H132ZM150 91H152V90H150ZM156 91H157V93H156ZM156 91L154 90V92H152V93L149 92V96H148V99H147V103H146V105H145L146 107L144 106L145 101L142 102L143 104H138V103H137V104H135V106H133L134 108L132 109V111L130 110V112H126V113H124V114L130 113V115H129V114H127L128 116L126 115L127 117H129V116H131V112H133V113H132V116H134L135 112H136V114H138L137 112H139V111L142 112L141 110L144 109V107H145V109H144L143 111L145 112V114L147 113V115H149V113H148V112H149V105L152 104L153 102H156V101L158 100V96H160V95H157V94H158L159 92H161V90H156ZM158 91H159V92H158ZM162 91H163V90H162ZM210 91H211V90H210ZM213 91H212V92H213ZM235 91L237 92L238 90H234V92H235ZM96 92H97V91H96ZM98 92H100V93H97V95H95V92H94L92 98L94 97V99L97 98V100H98V97H99V100H100L101 98L104 97L103 94H101V92H103V91H98ZM133 92H134V91H133ZM33 93H34V92L30 93L29 95H31V94H33ZM35 93H37V94H35ZM35 93H34V95H37V96L39 95L38 92H35ZM46 93H45V94H46ZM54 93H55V95H54ZM150 93H151V94H150ZM160 94H164V93H160ZM29 95H27V96L29 97ZM34 95H33V99H32L31 101H34V102H32V103H35V102L37 103V98H38V97L36 98V97H34ZM31 96H32V95H31ZM77 96L79 97V99L77 98ZM77 96H75V98H76L78 101H80V99H84L83 97H85V94H84V95H82V94H77ZM96 96H97V97H96ZM28 97H25L26 100H27ZM41 97L43 98L44 96H41ZM41 97H40V95H39V98H41ZM122 97H123V96H122ZM85 98H86V97H85ZM92 98H91V99H88V100H91V102H92V103L89 102V105H90V103H91L92 105H93V104H94V105L97 104V103L94 101V99H93V101H92ZM106 98H107V97H104V100H105ZM126 98H125V99H126ZM159 98H160V97H159ZM256 98H258V96H257ZM73 99H74V98H73ZM130 99L124 100V98H123V99H121V100H123V102H124V101L128 102V100L130 101ZM28 100L30 101V99H28ZM35 100H36V101H35ZM45 100H47V99L45 98L44 101H45ZM99 100H98V101H99ZM104 100H102L104 105L101 104V102H102L101 100L99 101V102H100L99 104L101 105L102 108H104V106H108V105H109V104L106 105L108 102H107V100H106L107 103H106V102L104 103ZM257 100H258V99H257ZM39 101H40V99H39ZM39 101H38V102H39ZM49 101H50V102H49ZM55 101H57V102H55ZM75 101H76V100H75ZM206 101H207V100H204L205 103H206ZM254 101H255V103L252 102V106H253L254 104L256 105V104L259 103L258 101L256 102V99H254ZM93 102H94V103H93ZM204 102H203V105L205 104ZM70 103L73 104V102H70ZM70 103H68V104H69V105H72V104H70ZM209 103H211V101H209ZM209 103H207V104L209 105ZM236 103H237V102L234 101L232 104L234 105V104H236ZM218 104H220V103H218ZM53 105H54V104H53ZM58 105H59V104H58ZM92 105H91V106H92ZM94 105H93V106H94ZM203 105L201 106L202 108H203ZM210 105H211V104H210ZM220 105H221L220 107L223 106L222 104H220ZM250 105H251V103L248 104V106H245V107H248V108L251 109V106H250ZM93 106H92V110H95V111L93 112V114H92V110H91L90 112H86V111H85V114H82V113H81V116H79L80 114L77 115V116L72 120V122L74 123V125L76 124V125L78 126V124H80L81 122L83 123V125H85L87 122H89V121H91V119H93L92 116L94 115V113H95V115H97V114L100 115V114H101V115H100V116H101L100 118L102 119V117H104L102 114H103V112H105V111L98 110L99 107H98V109H97V108H95L96 106L93 108ZM110 106H111V105H110ZM206 107H207V105L205 104V105H204V108H206ZM223 107L225 108L226 106L224 105ZM232 107H235V109L232 108ZM245 107H244V105H242L241 108H240V106H237V107H236L235 105H234V106L230 105V106L228 107V108L230 109V110H228V112H229L228 114H229V115H231V114H236V113L233 112V109H234L235 111H238L236 108H240V110H245ZM89 108H90V107H89ZM112 108H113V106H112ZM116 108H117V107H116ZM146 108H147V109H146ZM248 108H247V109H248ZM18 109H20V108H18ZM96 109H97V111H96ZM104 109L106 110V107H105ZM104 109H103V110H104ZM107 109H108V108H107ZM122 109H123V108H122ZM109 110L112 111L110 108H109ZM113 110H114V109H113ZM119 110H120V111H119ZM134 110H135V111H134ZM240 110H239V112H237V114L240 113ZM16 111H18V110H16ZM16 111H14V114H15ZM20 111H21V113H22V110H19V114L16 112V113L18 114V115H16V116L19 117V118L16 117V120L18 121V120L20 119L19 122H21V121L23 122V124H22V122H21V123L18 122V123H19V124H22V125H20V126H22V128H24V130H23L22 128L20 129V131L18 130L19 133L21 132V130L23 131V133H21V134H17L18 136L21 135V136L18 137V139L21 140V139H24V137H26V140H28L30 147H31V145H32L30 142H32L33 145H32V147H31L32 150H31L30 152L33 151V153H30V152H29V153H30V154H28L29 156H26V157L23 159V165H22V168L19 167V168H21V169H19V171H17L18 174H12V173H7V174H6L5 172H1V173H0V179H1V180L4 179L5 181H6V178H8V179H9V178H11V179H15L16 176L18 175L19 177H18L17 179H19L20 176H21L22 174L27 175V174H25V173H28V174L32 173L31 171H32V166H33V164H34L35 157L38 158V156H39V154H40V152H41V148H42V146H43V144H42V138H43V140H44L45 136H47V134L49 133L48 135H50V137H49V136H48V138L46 137L47 139L45 138V141H43V142L45 143L47 140H49V138H51V135H52V134H50V133H51V130H48V132H46L47 129L45 130V132H44L43 130L39 131V129H38V131H36V132H35V130H34V131H26V132H25V128H26L25 125H27L28 123L35 122V120H37V118H36V116H34L35 114H33V115H32V114H29V115H26V116H25V115L21 114ZM88 111H89V110H88ZM115 111H116V109H115ZM117 111H119V112L121 113V109L118 108ZM122 111H126V110H122ZM230 111H232L231 114H230ZM246 111H247V110H246ZM107 112H108V110H107ZM83 113H84V112H83ZM116 113H117L118 115H120V113H118V112H116ZM150 113H151V112H150ZM14 114H13V115H14ZM20 114H21L22 116H20ZM107 114H108V113H106V112L104 113L105 116H107ZM109 114H110V112H109ZM109 114H108V115H109ZM122 114H123V112H122ZM136 114H135V115H136ZM228 114H227V115H228ZM11 115H12V114H11ZM13 115H12V116H13ZM51 115H52V114H51ZM51 115L49 116V118H50V117H51V118L53 117V116H51ZM9 116H10V115H9ZM9 116L7 117V120H10V119H11V116H10V118H9ZM132 116H131V117H132ZM20 117H21V118H20ZM97 117H98V116H97ZM97 117H95V118H96L95 121L97 120ZM222 117H223V118H222ZM13 118L15 119V115L13 116ZM51 118H50V119H51ZM76 118H77V119H76ZM224 118H225L226 121L224 120ZM75 119H76V120H75ZM87 119H88V121H87ZM101 119L98 118V120H101ZM232 119H233V118H232ZM245 119H246V120H245ZM245 119H242V120H240V121L237 122V123H241V122L244 123V120H245V124H244V125H247L248 122L251 123V122H250V118H249V121H248V122H247L248 117H245ZM229 120H230V121H229ZM229 120H228L226 117H224V116H221V119H220L221 122L218 120V123H219V126H218L219 129H218V131H220V135L222 134V136H223L224 138L233 135V133H234V126L237 124V123L235 122V121H236L235 119H233L234 123L231 121V117H230ZM76 121H77V122H80V123L77 124ZM130 121H131V120H130ZM191 121H192V122H191ZM191 121H189L190 124H191V123H194V122H193L194 119H191ZM228 121L230 122V124H228V123H229ZM75 122H76V123H75ZM84 122H85V123H84ZM124 122H125V121H120L119 123L122 124V123H124ZM231 122L234 124V125L232 126V130H230V129H231L230 126L232 125ZM246 122H247V124H246ZM73 123H72V124H73ZM131 123H132V122H131ZM133 123H135V122L133 121ZM133 123H132V124H133ZM226 123H227V125H228V128H230V129H228V128L225 127V126H226V125H225ZM235 123H236V124H235ZM3 124H5V123H3ZM3 124H2V125H3ZM7 124H8V123H7ZM7 124L4 125V127H6ZM106 124H107V125H106ZM106 124H105V126L109 129V131H110V130H115V129H116V126H117V125H115V124H112V125H111L110 123H109V125H108V123H106ZM121 124H119V125H121ZM125 124H126V122H125V123L123 124V126L120 127V128H124V127H125ZM128 124H129V122H128ZM241 124H242V123H241ZM2 125H0V126H2ZM23 125H24V127H23ZM126 125H127V124H126ZM133 125H134V124H133ZM244 125H242V126H244ZM248 125H249V124H248ZM20 126H19V128H20ZM79 126L81 127V125H79ZM222 126H224V127H222ZM2 127H3V126H2ZM4 127H3V128H4ZM106 127H105V128H106ZM154 127H155V125H154V126L151 125L150 128H149V130L152 132V130L154 129ZM3 128H0V136H1V138H4V136L6 135L5 137H6V138H9V139H7V140H9V141H11V142H15V140H18L16 135H11V134L7 135L6 133H4V132H5V128H4V130H2ZM107 128H106V131H108ZM155 129H156V128H155ZM222 129H223V130H222ZM1 130L4 131V132H3V133H4L3 136H2V131H1ZM117 130H119L118 127H117ZM224 130H225V131H224ZM18 131H16L15 134L18 133ZM49 131H50V132H49ZM153 131H154V130H153ZM221 131H222V132H221ZM226 131H228V132L226 133ZM24 133L27 134V135H26V136H23ZM184 133H185V132H184ZM184 133H183V135H184ZM224 133H226L227 136H226ZM12 134H14V133H12ZM177 134H178V133L175 134L176 138H175L174 135H172V136H174V140H173V138L171 137V138H172L171 140L174 141L175 143L177 142L176 139H179V138H180L179 140H181V138H182V141H183V138H185L183 135H181V133H179L178 136H177ZM228 134H230V135L228 136ZM10 135H11V136H10ZM28 135H29V136H28ZM75 135H76V134H75ZM186 135H187V134H185V136H186ZM236 135L239 136L240 134H235V135H234L236 139L239 138L240 141H242V140L244 139V135H243L242 133H241L240 137H238V138L236 137ZM9 136H10V137H9ZM32 136H33V139H34V137H35V139H34L35 142H34L33 140H31V137H32ZM72 136H73V135H72ZM76 136L78 137L79 134H77ZM179 136H181V137H179ZM234 136H233V137H234ZM20 137H22V138H20ZM77 137H74V138L76 139ZM79 137H81V135H80ZM85 137H86V138H85ZM85 137L83 136V139L81 138V140L86 141L88 144H89V143H90V144L87 145L86 142H82V141H81V143H85L86 146H84V147H87V146H90V145H91V147L88 149L87 152L84 151V153H86V154L88 153L86 157L89 159V162L91 161V162H90V163H91V166L94 167L93 165L95 164V169H94L95 171H97V170L99 171V170H100L99 172H103V173H104V170H103V169H106L105 172L107 171V173H109V175L112 174L111 171H113V170H110V169H109L110 172H108V170H107L108 168H102V167L105 165V163H106L105 167H108L107 165L111 166L110 163H108V160H107V162H105V161H106V160H105V161L103 162L104 164H103V163H102V164H99L98 161H97V159L100 158L99 156L104 157V154H106V152H105L106 150H104L105 147L103 148L104 144H101V145H100V141L102 140L101 138L104 137L103 134H99V133H98V135H97V134H95V135H94V134H91V136L89 135V137H87V136H85ZM100 137H101V138H100ZM187 137H188V135H187ZM187 137H186V138H187ZM202 137H203V136H202ZM204 137H206V138H204ZM204 137L201 139L202 143L205 142V145L202 144V145H203L202 148H203L204 150L201 149V151H199L200 149L197 148L198 150L196 149V150H197V151H196L195 149H193L194 151L197 152L196 154H198V151H199V155H198L197 158H196V154H195L194 157L192 156V154H194L195 152L193 153V152H192V149L189 148L190 150H189V149H188V150H189V153H192L191 155H190L189 153H188V155L185 154V153H184L185 150H184L182 153L179 152L178 155L182 154V155L179 156V159L177 158L178 155H177V156L174 155V157H171V158H174L175 162H178V165H177V164L174 165L175 168L173 167V162H174V161H173V159L170 158V159H171V162H172V167H173L174 169H177V168H176V165H177L178 169H180L184 164L192 163L193 165H192V164L189 165L191 170L194 169V168H196V167H197V169H200L201 167H198V165L200 166L199 161H198V158H199V156L202 154L201 152H207V151H209L208 149H206L207 147L205 148L204 146H208L209 149H213V148H214V146L211 148V147H210V144H208L207 141H203V139H204V140H205V139L208 140L207 136H204ZM242 137H243V139H241ZM29 138H30V140H29ZM72 138H73V137H72ZM186 138H185V139H186ZM235 138H234V139H235ZM4 139H5V138H4ZM12 139H13V140H12ZM75 139H71V140H74L73 142H75V141H80V140H77V139L75 140ZM100 139H101V140H100ZM236 139H235V140H236ZM179 140H178V141H179ZM238 141H239V140H236V141L234 142V144H230V147L232 148L233 146H235V149H237L238 146H240V145L237 146V144H239V143H237ZM240 141H239V142H240ZM79 143H80V142H79ZM79 143H77V144H79ZM102 143H103V142H102ZM146 143H147V145H146ZM146 143L144 144V145H146L145 149H146V148L152 149V150H148V151L151 152V154L149 155V157H152V158H153V155L155 156L153 159L151 158V159H152V160H151L152 163L155 165L154 170L151 172V174H150V171H149V170H146V172H143V173H144V176L146 175L147 179H146V181H144V184H142V185H143V186H146V187H150L151 184H152L153 182H154V183H158V182H160V181H162V180L167 179L168 177H165V178H164V177H161V176H165L166 173H165V175H164L163 172H162V175H161L160 173H158V172H161V171H160V169H159V166H156V165H159V164H160V163H158V162H160V161H157V163H156L155 158L157 157L156 160H159V159L161 158V156H160L161 154H160V155L158 154V151H159V153L161 152V149L159 148V147H160L159 144L157 145V144H153V143H149V142H146ZM178 143H179V142H178ZM222 143H223V144H221V145H222V146H225V147H224V151H223V153H225V151H226V152L228 151L227 154L231 153V151L234 152V149H233L234 147L232 148L233 150H231V151L229 150V149H230V148H229V143H227V144H226L225 142H222ZM224 143H225L226 145H228V146H227L228 148L226 147V145H225ZM41 144H42V145H41ZM151 144H152L153 146H156V147L154 148ZM207 144H208V145H207ZM79 145H81V144H79ZM83 145H84V144H82V146H83ZM102 145H103V146H102ZM150 145H151V146H150ZM232 145H233V146H232ZM82 146H79V147H82ZM87 148H88V147H87ZM87 148H84V149H87ZM193 148H194V147H193ZM195 148H196V147H195ZM215 148H216V147H215ZM215 148H214V151L216 150ZM82 149H83V148H82ZM82 149H81V150H82ZM153 149H155L154 151H157V150H158L157 153H155V152L153 151ZM159 149H160V150H159ZM205 149H206V151H205ZM226 149H227V150H226ZM238 149H239V148H238ZM152 151H153V152H152ZM210 151L212 152V150H210ZM214 151H213L212 153H214ZM229 151H230V152H229ZM104 152H105V153H104ZM186 152H188V151L186 150ZM211 152H210V154H211ZM237 152H238V151H236V153H237ZM130 153H131V152H130ZM130 153H127V155L129 156ZM132 153H133V154H132L133 156H132V155L129 156V158L132 156V158H130L131 160H134V158L136 157L135 160H136V161H139V163H141V164L143 165L144 162H142V158H141V157L146 156L145 159H144L143 161H145L146 159L149 160V161L146 162V161H147V160H146L144 166L146 167L147 165H149L150 158H149L148 155H147V154H149V153H146L145 155H142V156L140 157L141 160H139L140 158H139V159L137 158V157L140 156L139 153H136V152H132ZM153 153H154V154H153ZM200 153H201V154H200ZM11 154H12V152H9V153L6 154V155H5V153H4V154L1 153L0 156H2V158H1V157H0V158H1V160L4 159V158H6L5 160H8L7 157L10 159L11 156H12ZM37 154H38V155H37ZM134 154H135L136 156H134ZM227 154H226V156H224V157L229 158V157L227 156ZM9 155H11V156H9ZM36 155H37V156H36ZM71 155H72V154H71ZM230 155H231V154H229V156H230ZM175 156H176V157H175ZM181 156H183L184 159H183V158L181 159ZM184 156H186V158H185ZM68 157H69V154H68ZM98 157H99V158H98ZM125 157H127V156L125 155ZM147 157H148V158H147ZM188 157H189V158H188ZM175 158H177V159H175ZM190 158L193 160V162H197V164H196V163H193L192 160H191ZM67 159H68V158H67ZM70 159H71V156L69 157L68 160H70ZM126 159H127V161H129L128 158H126ZM170 159H169V160H170ZM186 159H187L188 161H186ZM1 160H0V161H1ZM85 160H86V158H85ZM111 160H112V159H111ZM135 160L132 161V162H135ZM153 160H154V162H155L156 164L153 162ZM179 160H180V162H179ZM189 160H190V162H189ZM86 161H88V160H86ZM182 161H183V162H182ZM184 161H186V162H184ZM35 162H36V160H35ZM70 162H71L72 164L74 163V162L71 161V160H70ZM70 162H69V163H70ZM89 162H88V163H89ZM94 162H95V163H94ZM129 162H130V161H129ZM129 162H128V164H129ZM181 162H182V164H180V166H179V163H181ZM188 162H189V163H188ZM254 162H255V161H254ZM24 163H25V164H24ZM67 163H68V161H67ZM67 163H66V164L64 163L65 165L62 166L63 169H64V170H66V168H67V170H68V169H73V165H72L71 163H70V164H69V163L67 164ZM96 163H97V164H96ZM111 163H112V162H111ZM75 164H76V162L74 163V165H75ZM81 164H82V163H81ZM98 164H99V165H98ZM126 164H127V163H125L124 165H126ZM248 164H250V163H248ZM253 164H254V163H253ZM262 164H263V163H262ZM262 164H261V166H259L261 169L264 168V167H262V166H263ZM76 165H78V164H76ZM82 165H83V164H82ZM82 165H79L78 167L80 168V166H82ZM88 165H89V164H88ZM96 165H97V166H96ZM100 165H102V167H99ZM118 165H119V164H118ZM118 165H117L116 167H117L119 170H118V169L116 170V167H115V170H114L115 173H114V171H113V173H114L113 175H114V177H116L115 175L118 174L117 177H120V178H119V179H117V177H116V178H113V179L116 180V182H114L115 180H112V178H111L110 180H112V181L108 182L109 185H107V186H108V187H111V186H112L111 188H109V189H111V190H112V189H113V190H124V189H126V187L124 186V184H125V185H127V188L129 187L128 189H132L131 187H132V186L134 187V185H135L134 181H133V183H132V180H135L136 178H134V176H133L134 179H133V178L130 179V178H127V177L125 176V174H126L127 172H129V173L132 172L131 163H130V166L127 165L126 167H122L123 165H121V166L119 165V167H118ZM255 165H257L256 162H255ZM66 166H67V167H66ZM89 166H90V165H89ZM128 166H129L130 170H129V168H127ZM222 166L225 167L224 164H222ZM62 167H61V168H62ZM69 167H70V168H69ZM75 167H76V166H75ZM157 167H158V168H157ZM81 168H82V167H81ZM126 168H127V171H124ZM155 168H157L158 170L156 171ZM75 169H77V167H76ZM96 169H97V170H96ZM178 169H177V170H178ZM197 169H196V170H197ZM221 169H223V168H221ZM101 170H102V171H101ZM177 170H176V171H177ZM259 170H260V169H259ZM259 170H258V171H259ZM98 171H97V172H98ZM116 171H118V173H116ZM123 171H124V176H123V173H121V172H123ZM194 171H195V169H194ZM194 171H193V172H194ZM262 171H264V169H263ZM17 172H15V173H17ZM55 172H56V171H55ZM119 172H120V173H119ZM147 172L149 173L150 176L153 175V172H155L154 175H153L152 177H154L155 175L158 176V177L155 176V177L153 178V180H152L151 177H149V175L146 174ZM197 172H198V171H197ZM129 173H127V174H129ZM195 173H196V172H195ZM198 173H199V172H198ZM198 173H196V174H198ZM255 173H256V172H255ZM255 173H254V175H255ZM258 173H259V172H257V174H258ZM262 173L264 174V172H262ZM19 174H21V175H19ZM49 174H51V175L53 174L54 176L60 175L58 172H57V173H54L52 170L50 171ZM49 174H48V176L45 175L46 177L44 176V178H43V177H39V176L37 177V176H36L37 178H35V179L33 180V187H34V185H36L35 187H37V188H35V189H36V190H35V193H36L37 195L39 194L40 197L38 196V198H37V196H36V197L31 196V198H28V200H29V203H32V205H34L33 208L35 207L36 210L32 211L31 213H26L25 209H23V213H22V212H21L22 209H20V208H22V207L17 206V205H14V206L11 207L12 210H9V211H7V213H5V216H4V217H6V214H8V213L10 212V213L8 214L7 218H4L5 221H6V219H7V221L9 222L8 224L11 226L10 228L13 227V226L11 225V221H12V220H13L12 223L15 222L16 224H18V225H20V226H23V227H26V225L22 224L24 221H25V223L27 222V223H30V224H31V222H32L33 227H32V225H30V224H29L30 227H29V225H27V227H28L30 230H32V232H30V230L27 228L28 230H27V231L25 230V231H23L22 233H25V232L27 233V232H28V234H29V233H30V234H29V236H28V235H26V233H25V236H24V234L22 235V234H20L21 232H18V231L20 230L19 228H15V227H13V228H12L13 230H12V229H10L9 226H8V229H9V232H8V229H7V232H8V233L11 234L12 232H10V231L12 230L13 233L15 234V236H14V234H11V235H13L14 237H16V235H18V237L21 236V238H22V237L24 238V239H23L24 241L20 244V242H21L20 240H21V239L17 237L18 239L15 238V241H14V239L12 240V241H14V242H17V244L14 243V242H12V241H11V242H12L13 244L10 243V241H9V243L6 242V243H3V245L1 244V247H2V248H3V246H5V247L3 248V249H5V251H4L2 248H0V249H1V250H0V254L3 255V254H5V252H8V251H9L8 247H9V245H10V246H12V248H13V249H12V248L9 247V248L11 249L10 252L13 254V250H14V257H15V259H17V257L21 255V250H19V251H17V250H18V249H22V248H21V245H22V244H24V243H26V242L28 243L29 241H31V240L33 239V237H34V235H35V233H36V232H34V230L36 229V226H37V225L40 224V225L37 227V230H38V228H40V226L42 227V223H40V221H41L40 219H41V218H40V219H38V218L42 215V211H43V212H46L47 209H46V206H44V209H45V210H44L43 207L41 206V207H42V210H41V208L39 207L40 204H38L37 202H40V200H42V198H43V200L46 199V198H47V195L49 196V194H50V192H47L48 194L45 193V192H44V189L47 188V190H49L48 187L50 186L49 184H50L51 180H53L52 178L55 179L56 177H51V176H49ZM56 174H57V175H56ZM127 174H126V175H127ZM175 174H176V175H175ZM247 174H249V172H247ZM257 174H256V175H257ZM260 174H261V170H260L259 175H260ZM53 175H52V176H53ZM160 175H161V176H160ZM167 175H168V174H167ZM167 175H166V176H167ZM173 175H174V176H173ZM249 175H251V174H249ZM252 175H253V174H252ZM259 175H258V176H259ZM60 176H61V175H60ZM171 176H172L173 178H178V174H177V172H175V173L173 172V173L171 174ZM33 177H34V176H33ZM50 177H51V178H50ZM58 177H59V176H58ZM110 177H111V175H110ZM135 177H136V175H135ZM160 177H161V179L159 180ZM246 177H248V176L246 175ZM74 178H75V177H74ZM74 178H73V180L71 179V180L73 181V182H71V183L74 184L75 186H80V185H76V183L79 184V182H81V181H83V180H82V179H79L78 177H76L78 180H81V181L78 182L77 179H76V178L74 179ZM125 178H127V179H125ZM155 178H157V179H155ZM8 179H7L8 182H10V183L13 182V180H11V179L8 180ZM17 179H15L16 181H15V180H14V181L17 182V183H20L19 181H17ZM32 179H33V178H32ZM149 179H150V180H149ZM154 179H155V181H158V182H155ZM190 179H191V178H190ZM190 179H189V180H190ZM195 179H196L197 181H196ZM49 180H50V181H49ZM121 180H123V181H121ZM124 180H125V181H124ZM126 180H127V181H126ZM151 180H152L153 182H152ZM193 180L196 181L195 183L198 182V179H197V178H194V179L192 178L190 181H193ZM129 181H130V182H129ZM147 181H148V182H147ZM150 181H151V183H150ZM190 181H188V182H190ZM75 182H76V183H75ZM111 182H113V184L110 186V183H111ZM120 182H122L121 184H123V186L120 184ZM125 182H126V183H125ZM145 182H146L147 184H146ZM193 182H194V181H193ZM218 182H219V183H218ZM218 182H216V186H219V184L224 183L225 181H224V182H222V181H218ZM13 183H14V182H13ZM13 183L10 184V188H11V190H13V192H14V191H17V190H18V191L21 190V186H20V184H18V185L15 186V184H13ZM48 183H49V184H48ZM116 183H118V184H116ZM149 183H150V185H149ZM226 183H227V182H226ZM226 183H225V184H226ZM80 184H81V183H80ZM12 185L15 186V187H13L14 189H12ZM113 185H114V188H115V189L113 188ZM119 185H120V187H121L122 189L119 187ZM148 185H149V186H148ZM226 185H229V183H227ZM47 186H48V187H47ZM115 186L118 187V188H116ZM16 187H18V189H17ZM19 187H20V188H19ZM123 187H124V188H123ZM146 187H142V188H144V189H143V192H146V189H145ZM41 188H43V189H41ZM142 188H141V189H142ZM15 189H17V190H15ZM37 189L41 190V192H37ZM133 189H134V188H133ZM133 189H132V190H133ZM45 191H46V190H45ZM140 191L142 192V190H140ZM188 191H189V190H187L185 193L183 192V194H181V195H185V196L190 195L191 192L189 193ZM71 192L75 193V194L78 196V193H77L75 190H73V191H71ZM100 192H101V191H100ZM100 192H98V193H100ZM103 192H104V191H102L100 194L97 193L96 195H94V193H93V196H92V194H91V195H90L91 198H92V197H94V198L91 199L90 196H89V198H87L88 201L91 200V202L93 203L95 200L97 201V199H98V201L102 200L103 198H101V197H102L103 195H105ZM169 192H170V191H168V194H167V191H165V197H166L167 199L172 195V193L170 192L171 194H169ZM244 192H247V193H248V197H249V195L251 194V193L248 192V191H241V192H240L241 194H240V193L238 194V195H240V196L237 195V196H238V198H237L238 200H239L240 198H242V199H240V201H241V200L244 201V200H246V199L249 200V199L251 198V197L248 198V197H247V194L244 193ZM17 193H18V192H17ZM44 193H45V195L47 194L46 197H45ZM73 193H71V194H73ZM161 193H162L161 196L164 195V194H163L164 191L161 192ZM186 193H187L188 195H187ZM41 194L44 195V196H42V198H41ZM75 194H74V197L71 195V196H72V200H71V201H68L70 204H71V202H73V204L69 205L68 202H66V203L64 204V206H66V207H65L66 209H69V210H71V209L74 210V209H75L76 211L78 210V209H77V205L74 204V201H73V200L75 199V197H76V199H77V196H76ZM34 195H35V194H34ZM95 196H96V197H95ZM98 196H100V197H98ZM143 196H144V195H143ZM143 196H141V198H142ZM185 196H184V197H185ZM250 196H251V195H250ZM103 197H104V196H103ZM234 197L236 198V195H235ZM35 198H36V199H35ZM162 198H164V196H162ZM244 198H245V199H244ZM37 199H39V200H37ZM76 199H75V200H76ZM92 200H93V201H92ZM129 200H130V201H129ZM247 200H246V201H247ZM88 201H86V203H87ZM132 202H133V199H131V197H130V199H128V200L126 201V203H128V204H131ZM244 202H245V201H244ZM89 203H90V202H88L87 205H89ZM92 203H90V204H91L90 206L93 205ZM67 205H68V206H67ZM74 205H76V207H74ZM216 205H217V203H216ZM216 205H215V206H216ZM219 205H220V204H218V206H219ZM15 206H16V207H15ZM36 206H37V207H36ZM69 206H73V208H71V207H69ZM90 206H88L86 209H88ZM165 206H166V207H165ZM218 206H217V207H218ZM17 207H18V208H17ZM38 207H39L40 209H39ZM67 207H68V208H67ZM162 207H164V209H163ZM13 208H14V209H13ZM159 208H160V209L162 208V212H164V210L166 211L167 208H169V210H170L171 207H168V205L164 204V205L158 207V211L160 210ZM172 208H173V207H172ZM40 210H41V211H40ZM72 210H71V211H72ZM171 210H172V209H171ZM173 210H174V208H173ZM76 211H73V212H72V216H73V217H72L71 220H69V218L67 219V218H65V217H62V218L60 217L59 219L56 218L55 221L57 222V219H58V224H61L62 221H63V222L67 221V223H68V221L70 222V223H68L67 226L65 227V230H66V231L64 230V231H62V232H60V233H59V232L56 233V234L59 233V236H60V234H61L60 237H58V235H57V238H56V239H58V238H60V239L63 238V239H64L65 237H62L63 235H64V236H66V235L68 236V235H69V237H73V233L79 235L80 237H83V236H84L83 239L80 238V239H82V240H85V239L89 240V238H90L89 235H92V234H91L92 232H94V233H93L94 236L99 235L98 237L106 236V234H108L107 226H106L105 224H103V223H105L104 220H107L108 218L111 219L110 217H108V218L106 217V216H108L107 214H106V215H99V216H98V217H99V218H98L99 222H98V223L96 222V226H97L96 229H97L98 227L100 228V233L102 232V234L100 235V233L98 234L99 229H97V230L94 229L95 231H94L93 229H84V228H83V223L81 224V222H80V223L78 224L79 221H78V222L75 221V220H74V215H73V213L76 212ZM33 212H35L36 214H35V213L33 214ZM38 212L40 213V215H37ZM173 212H174V211H173ZM177 212H178V211H177ZM174 213H176V209H175V212H174ZM26 214H29L30 216H26ZM102 214H103V213H102ZM104 214H105V213H104ZM9 215H10V216H9ZM20 215H21V216H20ZM24 215H25V216H24ZM19 216H20V217H19ZM23 216H24L25 218H24ZM34 216H35V217H38V216H39L38 218H35L36 220L39 221V222H38V221H35V222H36V225H34V222H33V221H34ZM104 216H105V217H104ZM8 217H9V219H8ZM12 217H17L18 220H15V219L12 218ZM20 218L23 219L24 221L21 220ZM101 218H104V220L101 219ZM139 218H140V217H138L137 219H135V220H134V223L138 224V219H139ZM10 220H11V221H10ZM72 220H74V221H72ZM96 220H97V219H96ZM7 221H6V222H7ZM20 221H22V223H21ZM100 221H101V222H100ZM17 222H18V223H17ZM37 222H38V223H37ZM71 222H72V223H71ZM143 222H144V219H143V218H140L139 223H143ZM75 223H77V224H75ZM62 224H63V223H62ZM70 224H71L73 227H70ZM80 224H81V225H80ZM78 225H79L80 227H79ZM101 225L105 226V227L102 226L104 230L101 229V228H102ZM138 225H139V224H138ZM75 226H76L77 228H75ZM68 228H71V231H72V232H71L70 234L68 233V232H70V230H68ZM78 228H79V230H77ZM82 228H83V229H82ZM42 229H43V228H42ZM42 229L40 228L39 232H41ZM72 229H73L74 231H73ZM80 229L83 230V231H81ZM86 230H89V231H88V232H85ZM21 231H22V230H21ZM77 231H78V232H77ZM90 231H92V232H90ZM106 231H107V232H106ZM64 232H65V233H64ZM83 232H84V235H83ZM16 233H18V234H16ZM66 233H68V234H66ZM80 233H81V234H80ZM103 233H105V234L103 235ZM56 234H55V235H56ZM85 234H87L88 237H87V235H85ZM30 235H32L31 238H30ZM82 235H83V236H82ZM93 235H92V236H93ZM25 237H26V238H25ZM27 237H28V238H27ZM29 238H30V239H29ZM16 239H17V240H16ZM19 239H20V240H19ZM25 239H26V240H25ZM60 239H58V241H59ZM63 239L60 240L62 247H63V246H64V247H69V245H71V244H70V241L72 240V238L69 239V238L66 237V239H64L65 241L62 242ZM27 240H28V241H27ZM66 240H67V241H66ZM18 241H19V243H18ZM60 242H59V244H60ZM66 242H68L67 245H66ZM71 242H72V241H71ZM62 243H63V244H62ZM88 243H89V244H88ZM19 244H20V247H19ZM59 244H58V245H59ZM68 244H69V245H68ZM80 244L83 246V247H80V248H79V251H78V255H79V254H80V255L82 254V256L79 255L80 258H81V260L83 261V262H80V263H82V264H87V262H89L88 264H90V263L93 264V262H90V260H92V259H90L89 256L92 255L91 252H93V251L91 250V248L94 250V252H96V251H95V250H96V248H95L96 245H95L94 243H92V242H89V241H85L84 243H80ZM83 244H84V245H83ZM17 245H18V247H17ZM92 245L95 246V247H93ZM15 246H16V247H15ZM40 246H42V245H40ZM86 246H87L88 248H87ZM90 247H91V248H90ZM14 248H18V249H14ZM7 249H8V250H7ZM81 249H82V250H81ZM80 250H81V251H84L85 253H84V252L81 253ZM18 252H19L20 254H19ZM40 252H41L40 254L38 253L39 256L36 255V256L33 257V258H34V261L38 260L37 258H39V257L41 256V254H43V252H45V254H43V255H45V256L42 255L43 257H49V258H50L49 253H48V255H47V253H46L47 251H43V252L40 251ZM88 252H89V254H90V255L87 256V257H89L88 259H90L89 261H88L87 259H86V260L84 259ZM16 254H17V256H16ZM84 254H86V255H84ZM197 254H198V253H194V255H195L194 257H197V256H196ZM83 255H84V256H83ZM189 255H190V254H189ZM256 255H257V256H256ZM191 256H192L191 258H194V257H193V254H191ZM253 256H254V254H253ZM255 256H256V257H258V256L260 257L261 255H259V254H255ZM255 256H254V257H255ZM259 257H258V258H259ZM261 257H262V259L264 258L263 256H261ZM261 257L259 258L260 261H262V260H261ZM30 259L32 260V258H30ZM41 259H42V257H41L39 260H41ZM81 260H80V261H81ZM84 260H85V262H84ZM263 261H264V259H263ZM135 263L138 264V262H134V264H135Z\"/></svg>",
  "mask_w": 264,
  "mask_h": 264
}]
</instances>
